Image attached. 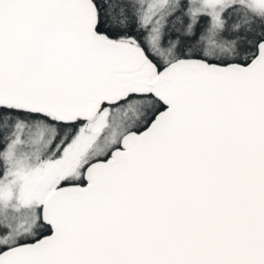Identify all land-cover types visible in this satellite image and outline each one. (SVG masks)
<instances>
[{
	"label": "snow or ice",
	"instance_id": "1",
	"mask_svg": "<svg viewBox=\"0 0 264 264\" xmlns=\"http://www.w3.org/2000/svg\"><path fill=\"white\" fill-rule=\"evenodd\" d=\"M0 264H264V0H0Z\"/></svg>",
	"mask_w": 264,
	"mask_h": 264
}]
</instances>
